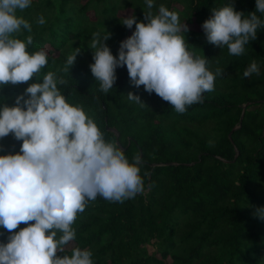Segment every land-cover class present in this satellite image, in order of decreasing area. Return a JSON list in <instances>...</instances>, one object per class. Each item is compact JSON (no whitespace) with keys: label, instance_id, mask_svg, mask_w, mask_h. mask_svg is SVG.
I'll return each instance as SVG.
<instances>
[{"label":"trees","instance_id":"obj_1","mask_svg":"<svg viewBox=\"0 0 264 264\" xmlns=\"http://www.w3.org/2000/svg\"><path fill=\"white\" fill-rule=\"evenodd\" d=\"M158 1L154 13L163 4L198 28L185 33L189 50L205 55L211 71L224 69L214 91L205 92L203 103L183 114L143 86L135 88L126 66L116 69L108 93L91 73L92 34L109 31L106 43L118 56L120 42L135 30V25L121 24L125 17L118 10L129 6L130 15L142 21L148 11L145 0H32L19 13L32 26L30 33L17 34L20 39L32 36L28 51L48 53V66L38 79L48 71L62 76L66 84L59 87L67 101L82 106L130 161L137 154L144 161V191L122 203L101 197L90 201L73 225L76 240L61 255L78 246L93 252L94 264H264V219L256 215L264 208V28L241 56L208 43L202 29L212 8L232 3L247 16L255 11L256 0ZM40 15L46 19L42 26L36 22ZM257 15L264 20V14ZM77 49L73 66L63 71L67 56ZM253 60L260 74L245 78ZM27 87L0 88V106H13ZM129 92L144 105L129 100ZM21 144L11 134L0 138V155L18 153ZM0 234L6 243L9 233L0 228Z\"/></svg>","mask_w":264,"mask_h":264},{"label":"clouds","instance_id":"obj_2","mask_svg":"<svg viewBox=\"0 0 264 264\" xmlns=\"http://www.w3.org/2000/svg\"><path fill=\"white\" fill-rule=\"evenodd\" d=\"M145 3L144 20L138 22L136 15L123 19L122 25H135V30L120 42L118 56L106 43L109 31L92 34L91 73L100 90L108 93L116 83V69L126 66L135 88L143 86L183 114L203 103L205 92L214 91L224 69L211 71L205 55L189 50V27L181 23L178 12L161 4L154 13V0ZM31 4L32 0H0V88L28 84L13 106H0V138L11 134L22 141L18 153L0 155V228L9 233L7 242H0V264H94L88 248L77 246L70 255H61L76 240L73 225L97 197L122 203L142 193L144 161L139 154L130 161L115 142L105 139L82 106L67 101L59 87L66 84L62 76L48 71L38 79L48 66V53L43 48L29 52L32 36L17 35L32 31L19 14ZM257 12L264 14V0H256L255 11L247 16L232 3L212 8L202 24L207 42L226 46L229 55H243L245 45L264 28ZM36 22L42 26L46 19L40 15ZM79 52L67 56L63 71L69 72ZM252 74H260L254 60L243 76ZM127 96L144 105L139 95ZM256 215L264 219V208ZM21 224L26 226L16 231Z\"/></svg>","mask_w":264,"mask_h":264},{"label":"rangeland","instance_id":"obj_3","mask_svg":"<svg viewBox=\"0 0 264 264\" xmlns=\"http://www.w3.org/2000/svg\"><path fill=\"white\" fill-rule=\"evenodd\" d=\"M117 1H121V0H117ZM154 3H159L158 0H154ZM163 3V2H161ZM175 5L177 9H181V5L179 4H175V2L171 3V5ZM122 8V9H121ZM158 10V9H157ZM131 13V8L129 6H126V7H120V9L118 10V15L122 16V17H126L128 15H130ZM86 14L87 16L90 18V19H93L94 18V14H92V11L91 9H87L86 10ZM180 18V16H179ZM180 21L181 23H183L184 21L180 18ZM188 27H192V28H197L194 24H188ZM198 29V28H197ZM132 30H129L128 32V36H131L132 34Z\"/></svg>","mask_w":264,"mask_h":264},{"label":"water","instance_id":"obj_4","mask_svg":"<svg viewBox=\"0 0 264 264\" xmlns=\"http://www.w3.org/2000/svg\"><path fill=\"white\" fill-rule=\"evenodd\" d=\"M245 106V104H243V107ZM241 116V115H240ZM238 126V125H237ZM237 126H233L232 129L236 128ZM111 131H113L115 134L116 132L112 129V128H109ZM227 137L229 138V133H227ZM116 144H118V142H116Z\"/></svg>","mask_w":264,"mask_h":264}]
</instances>
